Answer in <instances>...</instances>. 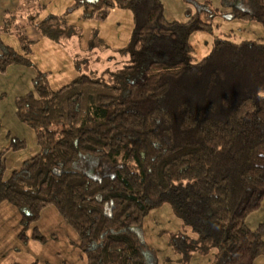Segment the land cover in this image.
<instances>
[{"label": "trees", "instance_id": "16d2710c", "mask_svg": "<svg viewBox=\"0 0 264 264\" xmlns=\"http://www.w3.org/2000/svg\"><path fill=\"white\" fill-rule=\"evenodd\" d=\"M79 2L83 18L130 9V62L110 77L80 74L56 90L37 70L32 89L15 97L16 117L40 147L8 178L0 153V204L19 210V239L44 240L37 227L28 231L54 206L78 234L86 264H157L135 229L169 203L193 234L170 238L183 262L212 253L210 264H254L264 254V223L251 229L246 218L264 199V38L218 37L194 61L189 35L210 29L199 16L170 21L161 0ZM22 6L6 11L0 25L21 46L15 51L0 38V74L12 65L35 67L24 27L58 43L63 37L58 17L40 20ZM24 11L27 20L18 24ZM12 139L8 149L25 147ZM79 160L85 171L72 168Z\"/></svg>", "mask_w": 264, "mask_h": 264}, {"label": "rangeland", "instance_id": "374dc122", "mask_svg": "<svg viewBox=\"0 0 264 264\" xmlns=\"http://www.w3.org/2000/svg\"><path fill=\"white\" fill-rule=\"evenodd\" d=\"M79 1L30 0L26 4L24 0H20L17 6L23 5L22 8L28 13L37 10L36 16L40 20L58 17L62 28L65 29L59 43L42 36L37 30L40 39H30L27 30L29 27L34 28L33 26L22 29L28 39L34 40L31 59L35 68L46 75L53 90L71 82L80 74L94 73L99 78L110 77L109 73L117 72L130 62L134 27L130 9L114 7L104 20L83 18L81 15L85 5ZM161 1L164 4L165 16L170 21L185 22L193 16H199L205 27L210 24V29H195L189 35L194 61L206 56L218 37L235 42L264 38L263 0ZM235 7L249 9L255 17L234 16ZM27 12L24 11L18 17V24L27 20ZM0 38L15 51H21L15 33L1 32ZM31 89L32 85L27 91ZM5 97H8V94ZM14 99L12 106L8 100L0 108V153L5 151V178L18 169L23 161L40 152L33 128L18 120L15 115ZM13 137L25 141V147L19 150L8 149ZM72 168L85 171L87 166L84 167L79 160ZM93 169L100 171L97 163L93 165ZM19 221V210L4 202L3 206H0V264H86V258L78 246V234L61 218L54 206L44 207L38 220L28 231L31 235V229L37 227L44 240L30 238L27 243L21 241L18 236L21 228ZM135 230L146 245L147 260L157 264H210L212 261V253H193L188 262L182 261L170 244V238L175 234H193L169 203L151 209Z\"/></svg>", "mask_w": 264, "mask_h": 264}, {"label": "crops", "instance_id": "0c3cea01", "mask_svg": "<svg viewBox=\"0 0 264 264\" xmlns=\"http://www.w3.org/2000/svg\"><path fill=\"white\" fill-rule=\"evenodd\" d=\"M19 2L20 0H0V25L3 20V13L6 10L15 9L18 6ZM27 31L29 33L27 35L30 39H40V35L36 31V29L29 27ZM36 71L37 69L35 67L12 65L7 69L6 73L0 74V94H8V97H5L3 101H0V108H2L8 100L12 106L13 99L16 96L28 92L27 89H29V87L32 85V80L36 75ZM3 204L4 202L0 204V206H3ZM262 223H264V200L261 207L249 214L246 218V224L251 229H255ZM254 264H264V254L257 257Z\"/></svg>", "mask_w": 264, "mask_h": 264}]
</instances>
